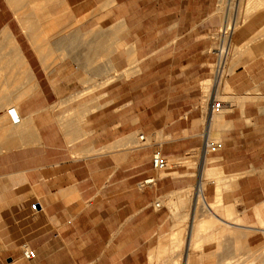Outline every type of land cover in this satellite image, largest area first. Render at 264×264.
Instances as JSON below:
<instances>
[{
    "label": "crops",
    "instance_id": "crops-1",
    "mask_svg": "<svg viewBox=\"0 0 264 264\" xmlns=\"http://www.w3.org/2000/svg\"><path fill=\"white\" fill-rule=\"evenodd\" d=\"M159 1L0 0V264L264 258V251L238 250L239 242L264 243V18L258 14L233 31L236 48L203 109L191 91L213 77L205 9L214 0H184V15L170 14L162 30L171 34L165 41L172 67L182 61L166 75L165 113L173 116L155 128L167 139L132 146L121 76L125 48L130 39L137 59L151 57L139 53L143 35L152 32L143 22L158 21L160 11L149 5ZM88 16L117 19L122 60L47 61L48 50L63 48V18ZM103 34L112 40L108 30ZM112 74L118 79L102 85ZM179 82L181 93L172 84ZM156 152L164 169L153 166ZM224 227L251 233H224ZM26 249L35 256L26 258Z\"/></svg>",
    "mask_w": 264,
    "mask_h": 264
},
{
    "label": "rangeland",
    "instance_id": "rangeland-1",
    "mask_svg": "<svg viewBox=\"0 0 264 264\" xmlns=\"http://www.w3.org/2000/svg\"><path fill=\"white\" fill-rule=\"evenodd\" d=\"M185 4L187 5L184 0H160L158 3L153 2L149 5L153 13L158 9L161 13V17L158 21L154 16L144 19V31L152 32L143 35V49L140 50L139 53L140 56H146L152 53L151 57H144L142 60L137 59L135 49H133V43L129 42L130 39L127 40L128 43L126 44L124 59L127 62V73L123 71L124 75L122 74L121 76L126 78L127 137L129 139L134 136L136 143L132 146L144 147L148 144L156 146L167 139V134L163 133L162 129L156 130L155 128L164 125L166 121L173 116L165 113L168 98L166 75L172 69L178 72L179 68H181L180 65L182 61H175L176 65L172 67L173 61L171 60L173 57L171 58L170 55L173 51L170 48H166L168 45L165 41V39L171 37V34L167 32L162 33V30L167 21L169 22L170 14L176 17L175 20H177L179 14L180 16L184 15L183 13H185V10L183 8H186ZM206 5V28L208 33H210L208 36V47H210L208 53H210L212 61H214L211 64L212 73L214 75L215 62L220 61L222 50H226V57L230 48H236L233 43V31L242 23L258 14L260 19L264 18V0H214L213 2L206 3ZM64 14H68V12H64ZM171 18L172 17H170V19ZM103 20L102 22V19L96 18V16L80 18L64 17L63 48L56 52L54 49L48 50L47 61H121L122 59L119 58V53L122 49H120L117 41L119 22L115 17ZM230 22L231 27L227 29L228 38L227 40H223L222 36ZM102 24L108 26L107 29H102V27H100ZM94 25L100 26L95 27ZM233 27L234 29L232 30ZM157 29L160 32L159 34L156 33ZM183 29L184 27L181 25L179 28L175 29L174 32H182ZM107 30L111 34V41L108 40V38L104 40V37L108 35L103 34V32H107ZM96 31H100L101 33L97 42L92 38ZM47 38L48 45H50L51 37L48 35ZM182 53V50L178 51V55H182ZM181 58L182 56L178 59ZM111 76V79L105 81L102 85L112 84L113 81L118 79V75L114 76L112 74ZM172 84L176 87L179 86V93L183 91L180 87L185 83L179 82ZM215 85L213 77L200 82L198 88H195L196 85H194L191 91V100L198 101V105H201L203 109L207 108L209 95L214 91ZM220 90L221 87L219 86V91ZM175 93H177V90H175ZM217 98L220 99L219 96H217ZM182 103L183 99L181 96L175 98L176 107L180 106ZM174 116L176 117L178 115L175 114ZM195 125H197L196 122ZM138 126L143 128L140 129ZM134 128H136V130ZM175 128H177V126ZM141 135L145 136L144 140L138 139L141 138ZM132 146H128L127 150ZM116 149H118V147L111 146L112 151ZM98 152L101 153L102 150ZM194 152L195 154H199L200 149H196ZM223 232L238 234L239 236H246L251 233V231L242 229L231 230L225 227L223 228ZM181 246V244L175 246L174 250L180 252L182 249ZM253 249L262 253L264 251V243H260L254 247L249 246L246 242L238 243L239 251H246L247 254L249 253L252 255L253 253L248 251ZM256 253L257 252H254V254ZM179 262H181V259H174L175 264ZM237 262L238 264H264V258L240 256Z\"/></svg>",
    "mask_w": 264,
    "mask_h": 264
},
{
    "label": "built area",
    "instance_id": "built-area-1",
    "mask_svg": "<svg viewBox=\"0 0 264 264\" xmlns=\"http://www.w3.org/2000/svg\"><path fill=\"white\" fill-rule=\"evenodd\" d=\"M224 69H225V61H216L215 62V69H214V75H213V79H214L215 84L219 83V81L223 77ZM219 106H220V103H214L215 108H218ZM8 112L11 115V118L14 122H18L20 120L19 117L14 116V109L13 108L8 109ZM141 139H143V136H141ZM152 163H153V166L157 169H164L167 165L165 158L160 154V152H156L153 155ZM33 208L37 209V203L33 204ZM24 256L26 258L31 259L35 256V252L32 249H26L24 251Z\"/></svg>",
    "mask_w": 264,
    "mask_h": 264
},
{
    "label": "bare ground",
    "instance_id": "bare-ground-1",
    "mask_svg": "<svg viewBox=\"0 0 264 264\" xmlns=\"http://www.w3.org/2000/svg\"><path fill=\"white\" fill-rule=\"evenodd\" d=\"M224 1H226V0H224ZM231 27V22L229 23V25L227 26V28H226V30L224 31V34H223V36H222V39L223 40H227V38H228V31H227V29L228 28H230ZM225 55H226V50L225 49H223L222 50V54H221V58H220V61L222 60L223 61V58L225 57ZM13 109H14V116L15 117H19L20 118V116L18 115V113H17V111H16V109L14 108V107H12ZM10 109V108H9ZM11 116V115H10ZM20 121V120H19ZM18 121V122H19ZM14 122V121H13ZM17 123V122H16ZM142 136V135H141ZM140 136V137H141Z\"/></svg>",
    "mask_w": 264,
    "mask_h": 264
}]
</instances>
